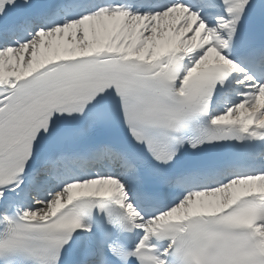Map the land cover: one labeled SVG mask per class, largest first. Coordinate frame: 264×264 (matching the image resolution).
<instances>
[{"label": "snow or ice", "instance_id": "1", "mask_svg": "<svg viewBox=\"0 0 264 264\" xmlns=\"http://www.w3.org/2000/svg\"><path fill=\"white\" fill-rule=\"evenodd\" d=\"M0 264H264V0H0Z\"/></svg>", "mask_w": 264, "mask_h": 264}]
</instances>
